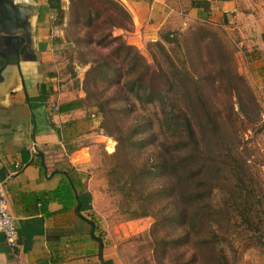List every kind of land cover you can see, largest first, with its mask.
<instances>
[{
	"label": "rangeland",
	"instance_id": "obj_1",
	"mask_svg": "<svg viewBox=\"0 0 264 264\" xmlns=\"http://www.w3.org/2000/svg\"><path fill=\"white\" fill-rule=\"evenodd\" d=\"M68 2L63 22L67 54H73L80 68L65 71L63 79L85 85V102L94 114L90 119L98 127L101 113L95 105L104 101L111 109L98 129L105 138L93 148V178L100 196L98 225L115 236L119 258L126 264H264V47L255 43L257 35L250 37L249 26L238 18L216 24L196 21L179 30L161 29L156 40L140 49L131 45L157 82V96L150 100L125 85L132 74L127 73L125 52H113L118 39L110 36L126 43L110 28L111 17L119 21L114 8L103 0ZM239 2L264 28V0ZM109 31L110 36L102 37ZM166 32L175 40L162 38ZM99 56L113 61L114 73L103 79L85 75L93 62L84 61ZM161 106L189 118L197 139L191 169L203 162L211 183L209 191L203 183L199 186L202 202L195 198L200 188L193 185L199 192L188 212L193 214L192 230L172 216L171 204L166 205L170 195L160 189L165 184L163 169L156 168L161 138L178 137L176 130L161 127ZM168 147L176 151L174 143ZM136 170L134 190H122V182ZM141 209L146 214L136 217ZM211 247L216 253L212 261Z\"/></svg>",
	"mask_w": 264,
	"mask_h": 264
},
{
	"label": "crops",
	"instance_id": "obj_2",
	"mask_svg": "<svg viewBox=\"0 0 264 264\" xmlns=\"http://www.w3.org/2000/svg\"><path fill=\"white\" fill-rule=\"evenodd\" d=\"M115 1L127 11L130 25L114 31L138 49L156 40L161 29L237 18L264 47V28L245 14L239 0ZM68 4L6 0L0 8V180L17 226L19 261L0 233V264H126L117 253L115 236L98 225L96 216L100 196L93 178V148L105 137L84 102L59 110L65 102L84 99L80 83L63 79L65 71L80 68L73 54H67L70 43L63 22ZM6 35L21 38L16 51L5 48ZM41 84L46 98L31 110L26 99L39 95ZM79 202L90 208L77 212Z\"/></svg>",
	"mask_w": 264,
	"mask_h": 264
},
{
	"label": "trees",
	"instance_id": "obj_3",
	"mask_svg": "<svg viewBox=\"0 0 264 264\" xmlns=\"http://www.w3.org/2000/svg\"><path fill=\"white\" fill-rule=\"evenodd\" d=\"M104 2H108L112 8L116 11V13L119 15V21H114V18L111 17L110 19V28H121L126 29L130 25V18L127 13V11L115 0H103ZM94 12L97 14L98 11L94 10ZM58 21L59 24L61 22V11H58ZM91 19L88 18L87 23L90 24ZM92 27L98 28L99 26L97 24H94ZM111 31V30H110ZM105 33L102 35V37L110 36L111 32ZM168 32L164 33L161 37L165 38L166 41L175 40L174 38L169 37ZM118 39V45H116L113 48V52L117 53L120 50H123L125 52L123 59H128L129 66L127 69V73H131V77L125 81V85L128 89L134 90L137 94L138 92L141 93L143 97H146L151 100V96L153 99L154 96H157V90L158 85L155 83V80L152 76L153 71L150 70V66L143 60V57L139 54L137 50L134 49L129 44H126L124 41H119L118 36H110V40H117ZM98 42H102V39ZM160 42H158L159 44ZM103 45L108 44L107 41L102 42ZM93 62L92 65L89 66L88 70L86 71L85 75H95L100 79H103L107 76H109L110 72L113 70L112 74L114 73V67H113V61L109 58L99 56L97 58H92L90 60H85L84 63ZM82 90L84 92V99H74L72 101L65 102L61 104V107H59V110H64L68 108H72L74 106L80 105L81 102H84L86 107H90V104H87L85 101L88 98V90L85 87V85L82 87ZM45 85H40V93L36 97L27 98L26 101L29 104L30 109L32 110L36 106H39L43 103V101L46 98L45 95ZM199 95V94H198ZM202 103V102H200ZM203 104V103H202ZM97 112L100 114V121H99V127L103 128L104 121H105V113L111 114L110 108H105L104 101L98 102L96 105ZM163 106H161V117L159 118V122L168 127L167 129L176 130L175 136H178L176 140L171 141L170 135H165L164 138H161L160 144H159V161L157 163L156 168L163 169L164 176H165V184L161 185L160 189L162 192L166 191L170 195L169 202L166 203L167 206H170V211L172 216L175 218H180V222L183 223L189 230H192L194 228V224L192 222L193 214L191 213L188 215V212H190L191 206V200L193 198V194L195 192H199L196 189H193V185L195 188H200V191L197 195H195V198L199 199L200 202H202L203 198V190L200 186V184H204L206 186V190L209 191V188H211V183H208V179L205 177L204 174L206 172L204 171V164L203 162L199 163L200 166L198 168H195L194 170L191 169L192 163L191 160L193 158L192 156V150L197 151V139L194 133V128L192 126V123L190 122L189 118L179 111L178 115H172L171 110L169 111H163ZM202 108L205 109V105H202ZM213 124L215 125V122L212 120ZM184 136L182 139L181 137ZM172 142L175 144V152L169 149L168 143ZM121 157V159L124 160V156L121 152L117 154ZM209 169V165L207 166ZM138 176V172L131 171L127 177L125 178L124 182L120 185V188L124 190V188L128 190H134V185L136 183L135 178ZM207 181V182H206ZM126 184V187H125ZM206 206V205H205ZM89 205H83L79 202L77 206V212L83 210V209H89ZM201 205H198L196 211L199 215H201ZM146 214V211L144 209H141L139 213H134L136 217L143 216ZM197 218V217H196ZM198 220L201 222L203 220V216H199ZM195 233H198V231H195ZM205 243H207L205 241ZM210 253L212 258L209 260H214L215 257V251L214 248H210ZM220 258L223 260H226V257L223 253L220 254Z\"/></svg>",
	"mask_w": 264,
	"mask_h": 264
},
{
	"label": "built area",
	"instance_id": "obj_4",
	"mask_svg": "<svg viewBox=\"0 0 264 264\" xmlns=\"http://www.w3.org/2000/svg\"><path fill=\"white\" fill-rule=\"evenodd\" d=\"M54 110H57V106H53ZM92 116V114H90ZM0 233L3 236V240L8 249L12 253L13 257L19 263L15 248L18 245V233L16 223L8 211L5 201L3 199L2 182L0 180Z\"/></svg>",
	"mask_w": 264,
	"mask_h": 264
},
{
	"label": "water",
	"instance_id": "obj_5",
	"mask_svg": "<svg viewBox=\"0 0 264 264\" xmlns=\"http://www.w3.org/2000/svg\"><path fill=\"white\" fill-rule=\"evenodd\" d=\"M6 7V0H0V8ZM21 42V38L19 36L14 35H6L3 37V44L6 49H12L16 51V46Z\"/></svg>",
	"mask_w": 264,
	"mask_h": 264
}]
</instances>
